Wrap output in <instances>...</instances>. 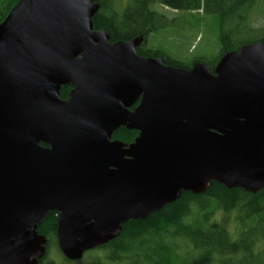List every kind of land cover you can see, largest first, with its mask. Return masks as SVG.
<instances>
[{
	"label": "water",
	"instance_id": "1",
	"mask_svg": "<svg viewBox=\"0 0 264 264\" xmlns=\"http://www.w3.org/2000/svg\"><path fill=\"white\" fill-rule=\"evenodd\" d=\"M99 8L17 0L0 23V264L44 258L50 212L75 262L182 192L264 188V41L183 69L110 42Z\"/></svg>",
	"mask_w": 264,
	"mask_h": 264
},
{
	"label": "trees",
	"instance_id": "2",
	"mask_svg": "<svg viewBox=\"0 0 264 264\" xmlns=\"http://www.w3.org/2000/svg\"><path fill=\"white\" fill-rule=\"evenodd\" d=\"M96 1L100 8L92 18L94 30L106 32L110 42L142 38L137 53L162 58L166 65L190 69L195 63L202 62L213 69L224 54L238 51L244 46L236 48L226 41L227 36L223 34L220 37L222 53L214 64L204 58H195L187 65L171 59L160 50L152 51L145 47L150 33L169 24L164 15L151 10V5L181 12L202 10L206 14L219 16L221 20H230L243 10L248 0H128L121 11L115 8L113 0ZM16 3L17 0H0V23ZM70 90V86L63 87L61 99H66ZM137 135L136 131L120 127L113 133L112 139L130 144ZM220 211L238 212L244 228H250L254 223H264V188L252 194L239 188L227 189L220 183L212 182L201 194L182 192L179 199L164 206L162 211L151 214L145 220L126 222L116 239L86 252L81 260L71 262L62 257L67 264H264L263 241L256 239L250 247L243 248V230L237 234L238 241L235 242L222 224L214 222V214ZM37 230L47 238L45 256L38 264H56L47 257L50 247L55 245L58 249L56 212H50ZM184 246L188 248L187 252L183 251ZM251 252H254L256 262L238 259L242 253L248 255ZM84 259L87 263H83Z\"/></svg>",
	"mask_w": 264,
	"mask_h": 264
},
{
	"label": "rangeland",
	"instance_id": "3",
	"mask_svg": "<svg viewBox=\"0 0 264 264\" xmlns=\"http://www.w3.org/2000/svg\"><path fill=\"white\" fill-rule=\"evenodd\" d=\"M115 8L123 10L128 0H113ZM250 2V4H249ZM232 2L229 3L231 5ZM151 10L164 15L169 24L165 28H158L150 33L146 42L147 50L162 51L171 59L182 61L186 65L195 58H204L211 64L222 53L221 35H226V41L233 43L238 48L245 44L264 41V0H248L243 10L238 12L232 19L227 20L217 15L198 12H181L170 10L160 5H151ZM251 30V31H250ZM245 43V44H244ZM244 215V214H242ZM241 215L236 211H220L214 214L213 220L222 224L230 238L238 241L240 231L243 238V248L250 247L256 239L263 241L264 249V223H254L250 228H244L239 219ZM184 252L188 248L184 246ZM248 255L241 254L240 261L256 262L254 252ZM47 257L56 264H67L57 247L49 248ZM83 263H87L84 259Z\"/></svg>",
	"mask_w": 264,
	"mask_h": 264
},
{
	"label": "flooded vegetation",
	"instance_id": "4",
	"mask_svg": "<svg viewBox=\"0 0 264 264\" xmlns=\"http://www.w3.org/2000/svg\"><path fill=\"white\" fill-rule=\"evenodd\" d=\"M71 87V86H70Z\"/></svg>",
	"mask_w": 264,
	"mask_h": 264
}]
</instances>
